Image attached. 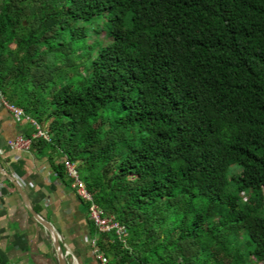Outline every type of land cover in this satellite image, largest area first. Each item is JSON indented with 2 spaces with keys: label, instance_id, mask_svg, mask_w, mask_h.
Wrapping results in <instances>:
<instances>
[{
  "label": "trees",
  "instance_id": "1",
  "mask_svg": "<svg viewBox=\"0 0 264 264\" xmlns=\"http://www.w3.org/2000/svg\"><path fill=\"white\" fill-rule=\"evenodd\" d=\"M0 96L124 226L105 264H264V0H0Z\"/></svg>",
  "mask_w": 264,
  "mask_h": 264
},
{
  "label": "crops",
  "instance_id": "2",
  "mask_svg": "<svg viewBox=\"0 0 264 264\" xmlns=\"http://www.w3.org/2000/svg\"><path fill=\"white\" fill-rule=\"evenodd\" d=\"M33 131L0 102V166L14 177L33 211L53 228L66 264H97L90 248L97 234L86 203L56 175L48 152L32 146L15 150L7 145L8 140ZM0 259L3 264H56L45 229L28 213L13 184L1 173Z\"/></svg>",
  "mask_w": 264,
  "mask_h": 264
},
{
  "label": "built area",
  "instance_id": "3",
  "mask_svg": "<svg viewBox=\"0 0 264 264\" xmlns=\"http://www.w3.org/2000/svg\"><path fill=\"white\" fill-rule=\"evenodd\" d=\"M0 102L13 115V117H15L16 119H22L26 124H30L34 130L33 134L30 137L17 136L13 139L8 140V147L15 150L29 149L33 139H48L46 132L42 130L32 118L26 116L22 109L6 103L1 96ZM64 167L67 175L71 179V188L75 191L77 197L87 204V216L94 226L96 234L113 233L121 243H124V226L116 221L113 216L103 215V213L100 212L98 208L93 204L90 194L85 190L82 183L78 179L73 162L65 160ZM96 239L97 235L90 241L91 252L95 256L98 264H105L106 259L102 255H100L95 247ZM72 264L75 263L72 262Z\"/></svg>",
  "mask_w": 264,
  "mask_h": 264
},
{
  "label": "water",
  "instance_id": "4",
  "mask_svg": "<svg viewBox=\"0 0 264 264\" xmlns=\"http://www.w3.org/2000/svg\"><path fill=\"white\" fill-rule=\"evenodd\" d=\"M0 173L10 180V182L13 184L16 192L18 193V195L20 196L21 200L23 201V204H24L26 210L28 211V213L35 219L36 222H38L45 229V231L47 233V239L53 245V251H54V254H55L56 264H66L62 249L60 248L59 241L57 239L56 233L54 232L53 228L50 226L49 223H47L46 221L42 220L33 211L32 207H31V205L29 203V200L27 199L25 193L23 192V190L21 189L19 184L16 182L14 177L10 173L5 171L1 166H0Z\"/></svg>",
  "mask_w": 264,
  "mask_h": 264
},
{
  "label": "rangeland",
  "instance_id": "5",
  "mask_svg": "<svg viewBox=\"0 0 264 264\" xmlns=\"http://www.w3.org/2000/svg\"><path fill=\"white\" fill-rule=\"evenodd\" d=\"M91 31L89 32L88 43L92 42L93 38L95 37V35ZM96 39H100L103 42L109 41V39H107L106 36L103 33L102 34H98ZM130 136H131V134L130 135L129 134L121 135L120 139H119L120 140L119 144L123 145L126 141H128L130 139ZM121 151H122V147L118 146V152L120 153Z\"/></svg>",
  "mask_w": 264,
  "mask_h": 264
}]
</instances>
